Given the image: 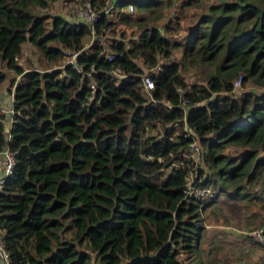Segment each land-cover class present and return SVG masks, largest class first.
<instances>
[{
	"label": "trees",
	"instance_id": "obj_1",
	"mask_svg": "<svg viewBox=\"0 0 264 264\" xmlns=\"http://www.w3.org/2000/svg\"><path fill=\"white\" fill-rule=\"evenodd\" d=\"M55 1L114 0H0L8 263L211 264L203 210L219 195L245 203L264 241V0H115L92 23Z\"/></svg>",
	"mask_w": 264,
	"mask_h": 264
},
{
	"label": "rangeland",
	"instance_id": "obj_2",
	"mask_svg": "<svg viewBox=\"0 0 264 264\" xmlns=\"http://www.w3.org/2000/svg\"><path fill=\"white\" fill-rule=\"evenodd\" d=\"M77 5L72 2L55 1L50 13L61 12L69 18H74ZM166 16L160 23L166 20ZM32 52L33 49L26 45L21 58L24 60L26 56H30L35 59ZM64 54V60L68 61L69 56L66 52ZM191 73L184 74L186 81L190 79ZM233 92H236L235 89ZM250 213L244 202L229 200L224 195H219L205 206L204 230L200 240L205 261L211 264H264V244L260 243L256 232L260 226L256 217ZM246 235L250 239L246 238Z\"/></svg>",
	"mask_w": 264,
	"mask_h": 264
},
{
	"label": "built area",
	"instance_id": "obj_3",
	"mask_svg": "<svg viewBox=\"0 0 264 264\" xmlns=\"http://www.w3.org/2000/svg\"><path fill=\"white\" fill-rule=\"evenodd\" d=\"M115 10V0L114 1H106V3L101 7L99 11L92 10L90 8L89 2L85 1L84 5L81 6L79 10L76 11V13L82 18L84 21H89L90 23L95 22L100 15H107L109 17H112ZM133 10V5L131 3L126 4V11L131 12ZM66 54L69 56L68 63H73V60L75 58V55L77 54V51L73 52H66ZM112 53H108L106 55V58L110 60L112 58ZM112 73H114L118 77L125 76L122 74L118 68H112ZM108 71V72H109ZM141 81H142V90L146 93L152 86V79L149 76V72H144L141 75ZM239 85V79L236 78L233 82V90L236 89ZM89 87L92 88L93 85L89 84ZM12 94H10L7 98V101H0V113L5 114L8 117V122H11V116L13 114V107H12ZM187 135V134H185ZM191 149L197 153L198 146L192 142L190 144ZM0 155L3 157V173L0 177V187L3 183L4 179L11 174L13 165H14V155L13 152L10 151L8 148H3L0 150ZM207 189L200 188L197 186H193L190 181L187 182V186L184 189V192L187 193L190 196L198 197L201 194H205ZM257 234L259 235V241L263 245L264 241L261 238V230L260 228L256 230ZM8 254L6 250L3 247L1 235H0V257L5 260V263L8 262Z\"/></svg>",
	"mask_w": 264,
	"mask_h": 264
},
{
	"label": "crops",
	"instance_id": "obj_4",
	"mask_svg": "<svg viewBox=\"0 0 264 264\" xmlns=\"http://www.w3.org/2000/svg\"><path fill=\"white\" fill-rule=\"evenodd\" d=\"M8 96H9V93L7 91V83L4 82V84L2 85V88L0 89V101L2 100L7 101ZM3 163H4L3 157L2 155H0V177L2 176V173H3ZM0 264H9V263L8 262L5 263V260L0 257Z\"/></svg>",
	"mask_w": 264,
	"mask_h": 264
},
{
	"label": "clouds",
	"instance_id": "obj_5",
	"mask_svg": "<svg viewBox=\"0 0 264 264\" xmlns=\"http://www.w3.org/2000/svg\"><path fill=\"white\" fill-rule=\"evenodd\" d=\"M7 121H8V117H7ZM9 123H10V122H7V125H6V130H7V132H8V128H9Z\"/></svg>",
	"mask_w": 264,
	"mask_h": 264
},
{
	"label": "water",
	"instance_id": "obj_6",
	"mask_svg": "<svg viewBox=\"0 0 264 264\" xmlns=\"http://www.w3.org/2000/svg\"><path fill=\"white\" fill-rule=\"evenodd\" d=\"M150 27H152V24L150 25ZM6 137L8 139V132H7V130H6Z\"/></svg>",
	"mask_w": 264,
	"mask_h": 264
}]
</instances>
